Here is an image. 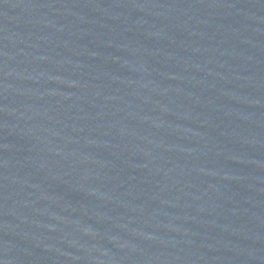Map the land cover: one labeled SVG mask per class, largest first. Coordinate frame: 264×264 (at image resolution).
<instances>
[{
    "label": "water",
    "instance_id": "obj_1",
    "mask_svg": "<svg viewBox=\"0 0 264 264\" xmlns=\"http://www.w3.org/2000/svg\"><path fill=\"white\" fill-rule=\"evenodd\" d=\"M0 264H264V27L0 0Z\"/></svg>",
    "mask_w": 264,
    "mask_h": 264
}]
</instances>
